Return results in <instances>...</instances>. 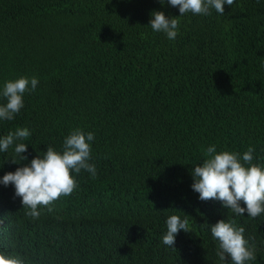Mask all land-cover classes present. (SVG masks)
<instances>
[{
	"label": "trees",
	"instance_id": "obj_1",
	"mask_svg": "<svg viewBox=\"0 0 264 264\" xmlns=\"http://www.w3.org/2000/svg\"><path fill=\"white\" fill-rule=\"evenodd\" d=\"M154 11L177 17L174 40L152 30ZM180 15L167 0H0V105L7 81H39L0 120V138L31 131L17 141L28 160L10 161L14 145L0 152V179L49 145L62 151L77 128L94 133L97 169L73 171L78 187L38 219L0 184V251L25 264H232L211 234L225 219L255 245L247 264H264V213L236 215L192 188L211 145L241 157L253 146L264 168V0ZM171 215L189 221L175 248L162 239Z\"/></svg>",
	"mask_w": 264,
	"mask_h": 264
},
{
	"label": "clouds",
	"instance_id": "obj_2",
	"mask_svg": "<svg viewBox=\"0 0 264 264\" xmlns=\"http://www.w3.org/2000/svg\"><path fill=\"white\" fill-rule=\"evenodd\" d=\"M165 0H161L163 4ZM172 7H179L180 16L186 13L194 15L210 14V9L221 15L225 13V5L232 6L236 0H167ZM150 26L154 32H163L169 40H174L179 31L177 17L169 18L163 11L152 12ZM179 16V17H180ZM39 81L36 77L21 76L9 80L3 88L6 103L0 105V120L12 121L24 107L23 96L34 92ZM31 131L27 127H18L0 138V152H7L14 145V156L10 161L20 164L28 160L23 155L28 150V144L17 141L27 140ZM95 138L93 132L85 133L82 129H74L65 138L62 151L48 146L43 156L37 155L29 164L18 167L14 172L6 173L0 184L13 185L15 196L22 198L23 208L28 209L26 215L38 219L41 212L39 206H45L52 211L51 205L61 196H70L78 187L72 172L79 174L86 170L95 178L96 166L91 160V144ZM204 155L207 159L202 165L192 170L194 183L192 188L199 193L201 201L219 200L236 215L243 216L247 212L251 218L264 213V168L252 163L255 148L249 146L247 151H222L217 153L215 145L207 147ZM18 160L20 162H18ZM243 161V163L241 162ZM241 202L246 207L241 206ZM167 232L163 236V244L175 248L176 236L180 230L189 232L187 217L181 219L178 215L167 218ZM245 229L236 227L232 220L221 219L211 226V234L218 241L217 256L220 261L230 257L232 264H247L256 259L255 245H249L244 236ZM0 264H25L22 255L0 251Z\"/></svg>",
	"mask_w": 264,
	"mask_h": 264
}]
</instances>
